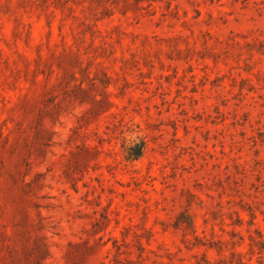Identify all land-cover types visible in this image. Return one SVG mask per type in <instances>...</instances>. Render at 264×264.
I'll return each instance as SVG.
<instances>
[{"label": "rangeland", "instance_id": "rangeland-1", "mask_svg": "<svg viewBox=\"0 0 264 264\" xmlns=\"http://www.w3.org/2000/svg\"><path fill=\"white\" fill-rule=\"evenodd\" d=\"M221 259L264 264V0H0V264Z\"/></svg>", "mask_w": 264, "mask_h": 264}, {"label": "trees", "instance_id": "trees-1", "mask_svg": "<svg viewBox=\"0 0 264 264\" xmlns=\"http://www.w3.org/2000/svg\"><path fill=\"white\" fill-rule=\"evenodd\" d=\"M143 149H144L143 146H141L138 154L136 155V158H139L142 155ZM197 264H202V263L198 262ZM204 264H230V263L227 260H225V259H221L219 261H216L215 263H212V262H210L208 260H204ZM237 264H245V263L240 259L237 262Z\"/></svg>", "mask_w": 264, "mask_h": 264}]
</instances>
